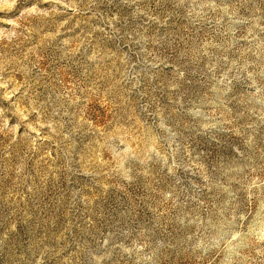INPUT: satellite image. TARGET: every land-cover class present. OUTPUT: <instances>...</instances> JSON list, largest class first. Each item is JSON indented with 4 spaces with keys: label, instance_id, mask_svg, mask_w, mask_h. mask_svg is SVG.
<instances>
[{
    "label": "rangeland",
    "instance_id": "obj_1",
    "mask_svg": "<svg viewBox=\"0 0 264 264\" xmlns=\"http://www.w3.org/2000/svg\"><path fill=\"white\" fill-rule=\"evenodd\" d=\"M0 264H264V0H0Z\"/></svg>",
    "mask_w": 264,
    "mask_h": 264
}]
</instances>
